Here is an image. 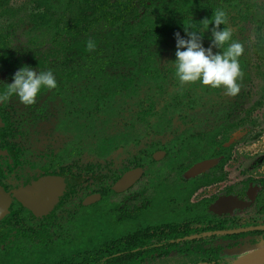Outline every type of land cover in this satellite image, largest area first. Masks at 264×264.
<instances>
[{
  "label": "flooded vegetation",
  "instance_id": "obj_1",
  "mask_svg": "<svg viewBox=\"0 0 264 264\" xmlns=\"http://www.w3.org/2000/svg\"><path fill=\"white\" fill-rule=\"evenodd\" d=\"M0 41L6 43L2 35ZM262 43L254 45L258 53L264 52ZM7 49L16 64L0 69V94L26 65L37 73L52 70L58 84L42 90L33 105L16 96L0 101V185L12 199L0 222V263L233 264L264 244V176H255V162L244 167L237 156L240 137L255 130V108L245 111L253 99L249 94L230 96L194 83L197 99H174L175 81L169 82L166 94L151 95L153 112L135 102L123 104L120 119L139 111L145 120L131 133L132 121L119 124L115 134H130L126 145L102 156L97 138L114 133L116 118L86 112L93 103L69 89L50 56H20L8 44L0 53ZM40 59L44 63L35 64ZM243 59L242 71L250 64ZM251 103L263 105L258 98ZM222 108L226 116L211 112ZM240 108L244 115L238 117ZM205 161L217 164L190 176ZM125 176L126 186L116 190ZM48 178L59 179L62 195L56 200L49 195L42 199L46 207H37L26 190ZM104 203L116 227L109 238L50 255L77 246L84 235L81 222Z\"/></svg>",
  "mask_w": 264,
  "mask_h": 264
},
{
  "label": "trees",
  "instance_id": "obj_2",
  "mask_svg": "<svg viewBox=\"0 0 264 264\" xmlns=\"http://www.w3.org/2000/svg\"><path fill=\"white\" fill-rule=\"evenodd\" d=\"M37 2L36 12L30 14V23L39 33L47 34L48 42L55 46L50 52L46 50L45 54L53 59L52 64L57 67L58 75L65 80L71 91L81 93L80 97L84 103H93L94 107H87L86 112L98 110L100 114H107L109 119H112V116L116 118L111 124L114 133L97 138L96 147L102 156H108L118 149V145L129 139L128 131L115 134L119 124L132 121L131 126L127 125L131 133L145 120L139 111L134 112L133 117L124 116L120 119L123 104L135 102L140 109L147 108L148 113L153 112L155 100L151 95L154 92L166 94L168 83L172 81H175L176 90L170 95L175 94L174 99L190 95L197 99L196 94L191 92L193 87L181 84L173 68L160 69L156 66L159 51L172 45L176 54V33L187 38L186 27L196 25L202 28L207 23L208 29L204 31L203 44L205 48L212 47L215 54L222 51L213 47L210 39L211 29L215 26L212 19L216 11H224L228 22L232 20L231 13L235 14L236 11L242 16L241 21H248L249 17L255 19V15L252 16L254 0ZM42 6L44 11L40 10ZM223 27L225 26L221 25V29ZM85 35L87 37L81 40ZM89 41L94 45L91 49L88 47ZM48 42L42 46H46ZM6 46L5 42L0 41V48L6 49ZM33 46L28 49L27 54H44L41 45ZM263 48L262 43L260 49ZM11 54L8 49L0 53L1 70H11L12 65L16 64L10 59ZM43 63V59H40L35 64ZM198 99L201 100V97ZM225 110L222 108L211 112L226 116ZM86 141L91 140L87 138ZM90 260L87 256L85 262Z\"/></svg>",
  "mask_w": 264,
  "mask_h": 264
},
{
  "label": "rangeland",
  "instance_id": "obj_3",
  "mask_svg": "<svg viewBox=\"0 0 264 264\" xmlns=\"http://www.w3.org/2000/svg\"><path fill=\"white\" fill-rule=\"evenodd\" d=\"M37 1L0 0V35L6 38L9 50L15 51L20 56H28L27 51L30 47H34L33 45L42 46L43 43L49 41L47 34L39 33L33 24L30 23V14L36 12ZM253 4L252 16L255 15V19L249 17L248 21H241L242 16L236 11V15L231 13L232 20L228 22V27L233 29L234 38L245 45L243 60L250 62L243 68V78L240 81L243 88L237 95L249 94V97L255 98V100L258 98L259 101L263 102L262 106L256 108L251 103L252 98L251 101H248L245 111L249 112L252 108H255L253 115L255 125L251 124V127L253 129L255 127V130L252 135H247L242 140L241 137L244 136L240 137L239 146H237V156L240 157V161H243L244 167H249L255 162V176H264V52L258 53L254 48V45L264 41V0H254ZM40 10L44 11V6ZM86 37V35L82 36L81 40ZM42 48L45 55L46 50L50 52V49H54L55 46L53 47V44L48 42ZM174 54L175 51L172 45L165 50L159 51L156 57L158 60V65L156 66L160 69L172 66L171 62L175 60ZM24 61L29 63L27 59ZM42 70L45 71V68ZM243 111L240 108L237 116L244 115ZM257 136L259 137L257 138ZM112 223L113 217L109 213L108 204H99L97 207L91 208L88 211V215L81 222L84 234L81 242L77 246L75 244L72 248L62 249V251L54 249L50 252V255L59 256L78 247H92L100 243L102 240L109 238L108 232L116 230Z\"/></svg>",
  "mask_w": 264,
  "mask_h": 264
},
{
  "label": "clouds",
  "instance_id": "obj_4",
  "mask_svg": "<svg viewBox=\"0 0 264 264\" xmlns=\"http://www.w3.org/2000/svg\"><path fill=\"white\" fill-rule=\"evenodd\" d=\"M211 29L212 46L222 49L213 53L212 47H204V31L208 24L197 27L191 25L185 28L187 38L176 33V58L171 62L175 76L183 85L199 83L213 89H223L230 96H236L240 90L243 78L240 58L245 53V45L234 38V31L228 24V17L222 10L216 11ZM221 25H224L221 29ZM89 41V49L93 48ZM57 79L52 70H40L39 73L31 66L20 68L13 77V82L7 84L6 91L0 94V101L9 96H16L20 103L33 105L44 89H55Z\"/></svg>",
  "mask_w": 264,
  "mask_h": 264
},
{
  "label": "water",
  "instance_id": "obj_5",
  "mask_svg": "<svg viewBox=\"0 0 264 264\" xmlns=\"http://www.w3.org/2000/svg\"><path fill=\"white\" fill-rule=\"evenodd\" d=\"M0 120V127H1ZM217 164L216 161H205L201 164L196 165L190 171V176H197L207 169L215 166ZM61 180V179H60ZM132 180V179H131ZM128 181L127 176H125L117 185L116 190L120 191V187L123 188L126 186ZM63 186L60 183L59 179L56 178H48L38 183L35 187L29 188L26 190L28 197L33 201L35 206L37 207H46L43 203V198L49 197L52 195V200H56L60 198L62 195ZM39 194L38 198L35 197L34 193ZM52 193V194H51ZM37 199V200H36ZM46 199V198H45ZM39 202V203H38ZM41 202V203H40ZM12 199L10 195L4 190V188L0 185V222L10 213ZM233 264H264V244L260 246L255 252L248 254Z\"/></svg>",
  "mask_w": 264,
  "mask_h": 264
}]
</instances>
